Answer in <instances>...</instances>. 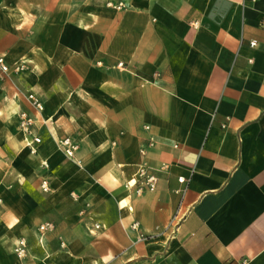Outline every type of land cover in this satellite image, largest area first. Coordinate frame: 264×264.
I'll return each mask as SVG.
<instances>
[{
	"label": "crops",
	"instance_id": "0c3cea01",
	"mask_svg": "<svg viewBox=\"0 0 264 264\" xmlns=\"http://www.w3.org/2000/svg\"><path fill=\"white\" fill-rule=\"evenodd\" d=\"M0 57V264H264V0H0Z\"/></svg>",
	"mask_w": 264,
	"mask_h": 264
},
{
	"label": "built area",
	"instance_id": "2783aa9c",
	"mask_svg": "<svg viewBox=\"0 0 264 264\" xmlns=\"http://www.w3.org/2000/svg\"><path fill=\"white\" fill-rule=\"evenodd\" d=\"M116 9H123L125 8L123 4H118L117 6H114ZM194 27L198 26V23H193ZM257 43L256 41L251 42L250 46L252 48L256 47ZM119 66H122L119 65ZM26 70V61H18L14 63L11 67L8 66L5 62L4 57H0V85L5 80V78L11 73L14 72L15 74H22ZM27 99L31 106L38 111L39 113L43 111L44 106L39 97H37L35 94L30 93L27 95ZM35 125V121L33 118L29 117L26 113L20 114V129L25 135V142L26 147L30 149V151L35 154L36 151V145L41 143V139L38 137H35L33 135V126ZM146 130H149V127H146ZM64 153L66 157L69 159H73L75 157V154L77 150L79 149V145L74 142L70 138L63 139L60 142ZM156 145L155 139L150 138L148 143L141 147L140 149V155L142 157H146L149 150L153 149ZM177 148V146H175ZM169 167L166 164H163L162 167L158 170L151 168L146 162H142L136 171L135 178L131 181H129L126 186L130 189L136 188V194L138 196H141L145 192H154L157 189V185L159 182V176L158 173L166 172L168 171ZM178 182L181 184H187L188 180L184 177H179ZM42 191L48 192L49 186L47 182L42 183ZM102 226L95 225V230H99ZM131 229L138 233L137 241L142 242L146 241L150 236L144 234L140 230V225L138 222H134L131 225ZM54 226L50 223L43 224L39 227L40 233L44 234L45 232L53 231ZM15 254L18 258H24L27 255V242L24 239H21L17 242L15 246Z\"/></svg>",
	"mask_w": 264,
	"mask_h": 264
},
{
	"label": "bare ground",
	"instance_id": "6f19581e",
	"mask_svg": "<svg viewBox=\"0 0 264 264\" xmlns=\"http://www.w3.org/2000/svg\"><path fill=\"white\" fill-rule=\"evenodd\" d=\"M21 146H22V144H21Z\"/></svg>",
	"mask_w": 264,
	"mask_h": 264
}]
</instances>
